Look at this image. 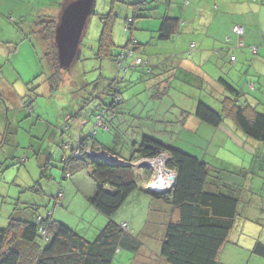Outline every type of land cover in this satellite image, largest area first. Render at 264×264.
Here are the masks:
<instances>
[{"label": "trees", "instance_id": "1", "mask_svg": "<svg viewBox=\"0 0 264 264\" xmlns=\"http://www.w3.org/2000/svg\"><path fill=\"white\" fill-rule=\"evenodd\" d=\"M13 1L7 6L4 4L5 0H0V6L8 8L9 21L17 20L11 12H17L19 18L34 19L29 21L34 23V32L38 33L39 42L46 44L45 58L51 70L48 82L51 91L56 92L64 81V69L59 66L55 46V28L59 16L51 14L49 8L53 3L56 8L60 6V9L68 0L63 3L55 0H49L47 3L45 1L44 5L37 6L35 11L23 0ZM132 4L133 17L126 19V30L131 32L137 29L136 18L143 21L150 17L144 12L148 10V0ZM99 16L103 29L98 40L96 57L100 60L108 58L116 61L119 72L127 74L131 71L129 77L124 76L126 79L117 76L103 88L101 94L105 95V98L99 96L102 108L101 113L97 114L96 126L115 133H112L111 138L98 135V130H88L75 145L67 144L64 138H61L65 143H61L62 147L70 150V155L62 158L63 179L72 178L78 173L90 176L93 191L90 195H84L82 188L81 197L85 205L88 203V208L92 207L97 211L96 222H83L84 225L80 228L71 222L56 219L52 210L42 214L39 207L45 204L47 208L45 200L36 199L27 203L19 201L9 215L7 225L0 226V264H114L120 256L125 259L124 264H146V260L141 258V255L147 252H143L144 243L141 236L144 224L152 223L145 222L148 208L141 211L143 224L140 225L132 223L128 217L121 216L117 219L116 215L120 211L126 212L127 207L133 206L134 203L147 205L146 201L141 202L145 200L143 196H147L141 193L144 192L141 184L143 181L150 182L153 173L148 168H143V172L139 173L135 167L110 163L100 155L89 154L99 150L107 151L125 163H134L141 158H155L161 153L169 154L166 166L177 173L176 183L171 192L158 196L150 195V199L155 201V205L168 204L172 213L168 220L162 222L158 246L150 249L158 253L153 255L156 259L149 258L151 262L160 260L164 264H227L221 261L220 256L225 245L237 242L232 240V235L237 219L242 216L241 187H232L230 183L229 188L228 183L222 181V170L203 159L204 156L207 157L205 147L203 155L200 156L178 145L169 144V141L177 139L174 134L170 138H166L164 134L161 138L157 132L159 129L166 133L168 127H171V132L181 130L185 126L187 128V121L192 115L214 128L219 127L225 118H228L234 122L237 129L257 144V141L264 142V111L249 101L248 104L245 103L244 92L233 82L220 78L219 81L226 87L227 95L218 99L217 96L207 99L218 104L219 109L204 99H197L193 108H185L179 113L176 110L179 104L176 103L178 97L175 93L178 92L177 86L180 84V72L176 71V66L169 65L157 69L145 56L149 42H141L131 35L123 47L116 49L112 33V12ZM179 22L177 17L162 16L157 28V38L161 41L173 39L178 33ZM226 40L232 50L242 43L239 38L235 42H231V37ZM0 41L7 44L2 39ZM252 47L259 49L256 45ZM15 50L16 48L12 51ZM231 57L230 61H235ZM125 61H128L127 65ZM12 70L17 75L18 68L12 67ZM16 77L21 79L19 75ZM120 82L125 85L121 86ZM142 82L146 84L143 94L145 100L130 94L131 88ZM14 84L11 82L10 85L14 87ZM163 86L165 90L159 92V88ZM16 95H19L17 90L13 93L10 89L0 88V105L5 109L3 125L7 133L12 122L19 119L14 117L19 108H28L30 112L34 110L31 98L22 101L20 96L17 100ZM170 102H175L173 107ZM73 116L75 124L82 126L80 130L83 133L87 129L88 121H83L79 115ZM119 116L120 122L116 123L115 119ZM68 125L66 123L62 129H67ZM131 127H135L137 131L133 129L131 133ZM198 132L195 136L188 134V139L200 145L197 148L203 144ZM101 136L104 142L101 141ZM220 144L222 142L216 141V145ZM50 164L40 166V178L51 177ZM76 177L74 183L80 185V188L82 181H88L84 176ZM31 187L39 196L45 191L38 182ZM64 193L65 190L60 185L56 195H51L50 198L48 195V203L54 199V207L64 206L65 202L70 204L71 200L72 205L73 199L68 197L67 189L66 194ZM155 197L161 201L156 202L158 200L154 199ZM155 207H151L152 218ZM28 211L36 212L32 217L26 216ZM251 252L264 258V243L257 241Z\"/></svg>", "mask_w": 264, "mask_h": 264}, {"label": "rangeland", "instance_id": "2", "mask_svg": "<svg viewBox=\"0 0 264 264\" xmlns=\"http://www.w3.org/2000/svg\"><path fill=\"white\" fill-rule=\"evenodd\" d=\"M16 1L18 2L19 0ZM23 1L27 2L28 7L31 9L33 8V11H35L37 6L44 5L43 2L46 1L45 3H47L49 0ZM55 1L63 3L65 0ZM136 1L141 0H96L94 13L91 15L86 34L82 39L81 54L75 60L71 68L63 70L64 81L56 92H52L50 89L48 77L51 70L48 60L45 58L46 44H41L38 40V33L36 34V32H34V23L30 22L34 19L19 18L17 17V12H11L17 20H14L13 22L9 21V16L7 14L8 8H2L0 6L2 10V12H0V39L7 42L9 50H14V48L19 49L17 54L12 52L8 55V58H0V67H2L3 74L10 76L9 81H7L2 87L9 86L7 83H11V79L12 82L15 83L14 87L19 90L18 94L20 95H16L17 100L19 96L22 101L31 98V105L34 108L33 112H30L28 108H19L17 114L14 115L15 118L18 117L19 119L18 121L12 122L8 133L6 132L4 125L0 122V143L2 144L0 147V226L7 225L9 215L13 211V208L15 207L14 205L17 204V202L22 201L27 203L36 201V199H38V201L45 200L44 203L47 202V208L45 204H43L42 207H39L42 214H46L48 210H52L54 211L56 219H63L64 221L71 222L73 225H77V227L79 226L80 228L84 225L83 222H96L95 214H98L97 211L92 207L88 208L86 206L88 203L85 205L81 197L82 187L80 188V185L74 183V180L78 175L84 176L88 182H91L90 176L78 173L73 175L72 178L63 179L62 158L63 156L70 155V150H65L62 147L61 143L64 142L61 138H64V141H66L67 144L75 145L80 137L87 133L88 130L93 131V129L98 130V135L102 134L104 137L109 136L113 138L112 133H115V131H107L96 126L97 114L101 113L102 108L101 98H99V96L105 98V95L101 94L103 88L117 76L126 79L124 76L127 75V77H129L131 71L127 74L123 71L119 72L116 61L108 58L100 60L96 57L98 40L103 29V24L99 15L112 12V18L114 20L112 26L113 39L115 45L118 46L115 47L116 49L123 47L128 41L130 35L136 39H146V41L151 40L155 37L153 29H157V26L153 24L155 17L154 10H156L157 5L164 8L166 4L165 0H148V10H144V12L149 14L150 17L144 19L146 25L143 26V28H139L137 23L139 21H141L140 23H143V21L140 18H136L137 22L135 23V26L139 30L134 29L131 32V30H126V19L133 17L134 5L132 3ZM250 1L257 2L256 4L260 3L256 0ZM10 2L14 1L5 0L4 4L9 6L8 3ZM152 3L153 5L150 7L149 5ZM59 7L58 10L53 11V15L59 16L60 10L62 9H59ZM150 9L153 12H151ZM232 34L235 36L233 31ZM39 39H41L40 35ZM127 64L128 61H125V65ZM12 67L18 68V70L22 72V80L16 77ZM120 85L124 86L125 83L120 82ZM145 86V82L135 85L134 92H139L143 95ZM178 89L181 91L180 88ZM134 92L130 91L131 96L135 94ZM195 92H197L196 89ZM247 94L253 97L255 96L250 91H248ZM175 95L178 97V92L175 93ZM184 95L185 92H181V96L184 97ZM219 108L220 106L217 105L216 109ZM260 110L264 111V107L261 106ZM73 115H79L80 119L88 121L87 129L84 130L83 133H81L80 130L82 126L75 124ZM120 119L121 117L119 116L118 119H115V122H120ZM66 123L69 124V127H66L67 129H62ZM147 128L149 129L148 126ZM133 129L135 132L137 131L135 127H131V133L133 132ZM167 131L168 132L164 133L158 129L157 134H159V137L161 138L164 137V134L166 138H170L172 134H174L177 138L174 141L180 147H183L192 153H198L200 156L203 155L204 149L202 145L197 148V146H200L199 144H196L195 142L189 144L191 140H188V138H190L188 134H193V136H195L199 131L198 134L202 135L203 132L201 130H198L197 132L191 131V133L190 130L187 131L185 126L181 130H173L172 132L171 127H168ZM101 141L104 142L103 137ZM186 143L189 145H186ZM257 144V146H253L252 148L256 156L255 161L260 165L262 162L264 164V142L257 141ZM212 147L213 144L210 148ZM94 152H92L91 155H100L103 158H105L104 155H112L104 150H99V154L98 152L97 154ZM160 155H165L166 158L169 157L168 153H161ZM210 156L211 151L208 150L207 157ZM153 160L155 159H139L135 162V170L142 173L143 168L145 167L140 166V163L148 162L151 164ZM250 162L248 161V164H250ZM49 163H51L49 167L51 177L40 178V166ZM165 164L166 160H164V165ZM150 171L153 173L151 180H155L157 169L152 165ZM242 172L244 171L240 170L239 172H236V175L240 179H244L247 173ZM260 175L264 178V172ZM260 180L261 178L256 179L251 183V180L248 178L247 181L254 192L258 190L263 191V194L258 195V198H264V185L262 186L258 183ZM36 182H38L45 190L43 195L39 196L31 187ZM60 185H62L65 190L64 194H66L67 189L68 197L73 199L72 205H70L72 203L71 200H69L70 204L65 202L64 206L56 205V207H54V199L48 203L50 196L57 194ZM163 186H167V184H163ZM254 201L255 198L252 199V202ZM262 201L264 203L263 199ZM159 204L161 203H157V206L155 207L152 223L144 224L141 236L143 240L142 242L144 243L143 252L150 249L153 250L158 244V239L162 234V220L171 211V207L168 204H163L161 206H159ZM23 205L24 204H21V206ZM260 208L258 216L262 219H255L258 222H255L254 220L251 222L238 221L236 223V228L239 227L240 230L241 245L244 250L251 249L247 245L251 244L253 246L257 241L264 243V207ZM144 209H147V205L141 206L140 204L134 203L133 206L130 205V207H127L126 212L120 211V213H117L116 218L119 219L121 216L124 218L128 217V219H131L132 223L134 222L140 225V223L143 224L140 214ZM35 212L28 211L26 216L33 217ZM247 227L249 228L247 229ZM232 236H235V232ZM237 239H239V237ZM250 251H245L247 254V264L250 260V264H253V259L250 258L256 256ZM123 254H125V252H123ZM223 257L224 254L222 253V258ZM260 260L264 259L260 258ZM124 262L125 259L120 256L116 259L114 264H124Z\"/></svg>", "mask_w": 264, "mask_h": 264}, {"label": "crops", "instance_id": "3", "mask_svg": "<svg viewBox=\"0 0 264 264\" xmlns=\"http://www.w3.org/2000/svg\"><path fill=\"white\" fill-rule=\"evenodd\" d=\"M256 1L260 3L256 4L257 2L250 0H165L164 8L157 5L156 10H154L153 24L158 28L160 19L164 15L177 17L180 20L178 33L171 40L161 41L157 38V29H153L155 34L153 39L148 41L146 39L138 40L149 42L145 56L152 65L157 66V69L173 65L176 66V71L180 72L181 82L178 88L181 91L178 89L177 103L179 105L176 107L179 113L185 108H193L194 101L197 99L209 101L211 102L209 104L216 108L218 104L211 99H207L208 97L214 98L216 96L218 99L227 95L226 87L219 81L220 78L233 82L236 87L244 92V95H246L245 103L249 101L257 106L258 109L261 106L264 107V0ZM152 5L153 3L149 6L151 7ZM55 10H58V7L56 8L55 4L52 3L49 12L53 14ZM151 12L153 11L151 10ZM140 22L137 24L139 28H143L146 25V21ZM237 24L245 27V34L239 38L242 40L243 46L232 50L233 48L230 49L232 46L226 39L231 37V42L237 41V36L232 34L233 26ZM255 45L259 46V49L257 54L254 55L250 48ZM8 47L6 43L0 41L1 59L8 58V55L12 52L17 54L19 51V49L15 51L9 50ZM233 55H235L236 59L231 62L230 56ZM17 72L16 76L19 75L22 80V72L20 70ZM9 78L10 76L3 74L1 67L0 88L10 89L14 93L17 89L11 86V83H7L9 84L7 87H2L9 81ZM10 81L12 82L11 79ZM134 89L135 86L131 88L133 92ZM195 89L197 92H195ZM160 90L164 91L165 87H161L159 92H161ZM248 91L255 96L252 97L247 94ZM18 92L19 90H17ZM181 92H185L184 97L181 96ZM134 93L135 95L137 94L139 99L145 100L144 95L139 92ZM174 103L170 102V105L172 106ZM4 116L5 109L0 105V122L2 124H5ZM187 123L185 124H187V128L190 131L197 132V130H201L203 132L199 138L203 140L202 147L206 148V153H208V150L211 151V156L209 158L204 156L203 159L211 166L219 167L222 170L221 179L224 183H228L229 188L231 185H233L232 187L238 185L242 188H240L241 192H239L244 207L242 206V216L237 219V222H251L255 219H262L258 216V212L261 209L260 207H264L262 201L264 198H258V195H262L263 191L254 192L247 181L249 178L252 183L254 180L261 178L258 183L262 186L264 185V181H262L264 178L260 175L264 172V164L263 162L260 165L257 164L252 148L258 144L237 129L234 122L228 118H225V121L216 128L202 123L194 115L189 117ZM171 141L168 143L178 145L175 141ZM216 141H220L222 144L216 145ZM191 142L193 140L190 141V144H192ZM212 144L213 147L211 149ZM248 161H251L250 164H248ZM240 170L244 171L242 173L247 172L244 179H240L236 175V172ZM146 182H142V189L146 187ZM82 184L84 195H90L93 191V185L88 181H82ZM141 193L147 195L143 196V199H145L143 201H146L148 206L145 222H151L153 221L150 213L151 207L157 205H155L156 203L154 204L155 201L153 199H150V195L142 191ZM254 198L255 201L252 202ZM154 199L158 200L156 202L161 201L156 197ZM171 213L172 209L162 221L168 220ZM255 222L258 221L255 220ZM234 232L235 236L232 240L237 242L223 247L221 258L222 253L224 257L221 261L227 264H247L245 251H250L254 245L249 244L247 246L251 249L247 248L248 250H244L241 245L240 230L239 227L236 228V225ZM238 237L239 239H237ZM157 246L158 244L155 247ZM155 254H158L156 250H148L141 255V258L146 260V264H164L160 260L156 262L149 260L151 257L156 259V256H153ZM252 257L250 259H253V264H264V260H260V258L264 259L263 257L257 255ZM250 261L248 264H250Z\"/></svg>", "mask_w": 264, "mask_h": 264}, {"label": "water", "instance_id": "4", "mask_svg": "<svg viewBox=\"0 0 264 264\" xmlns=\"http://www.w3.org/2000/svg\"><path fill=\"white\" fill-rule=\"evenodd\" d=\"M95 4L96 0H68L62 6L55 28V46L59 66L64 70L71 68L81 54L82 39L86 34ZM104 157L110 163H122L132 167L136 166L135 163H125L116 156L104 155ZM140 166L146 168L152 167L148 162H142ZM164 169L169 173L167 176L168 183L165 181L157 182V179L152 180L149 185L142 189L145 193L158 196L159 194L171 192L176 183L177 173L173 172L167 166ZM163 184H167V186L164 187L162 186Z\"/></svg>", "mask_w": 264, "mask_h": 264}, {"label": "bare ground", "instance_id": "5", "mask_svg": "<svg viewBox=\"0 0 264 264\" xmlns=\"http://www.w3.org/2000/svg\"><path fill=\"white\" fill-rule=\"evenodd\" d=\"M164 160H166L165 155H160L157 159L151 162V165L155 166L157 169V174L155 177L158 180L157 182L166 181L165 178L169 175V173H167L164 169Z\"/></svg>", "mask_w": 264, "mask_h": 264}, {"label": "clouds", "instance_id": "6", "mask_svg": "<svg viewBox=\"0 0 264 264\" xmlns=\"http://www.w3.org/2000/svg\"><path fill=\"white\" fill-rule=\"evenodd\" d=\"M237 25H239V24H237ZM234 26H235V25H234ZM240 26H242V25H240ZM242 27H243V26H242ZM233 28H234V27H233ZM243 28H244V27H243ZM232 30H233V29H232ZM233 32H234V31H233ZM236 36H237L238 38H241V37L243 36V34L240 35V36H238V35H236ZM239 44H241V45H239ZM239 44L237 45V47H242V46H243V42H242V43H239ZM256 48H257V47H256ZM250 50H251V52H252L254 55L257 54V52H258V48H257L256 52L253 51V47H251ZM92 152H94V151H92ZM92 152H89V154H92ZM97 152H98V151H95L94 153L97 154ZM100 153H101V152H100ZM98 154H99V152H98ZM112 156H114V155H112ZM159 156H160V155H159ZM159 156H158V157H159ZM116 157H117V156H116ZM158 157H157V158H158ZM119 159H120V158H119ZM150 159H156V157H155V158H150ZM168 159H169V157L166 158V164H167ZM120 160H121V159H120ZM134 163H135V162H134ZM166 164H165V166H166ZM145 168H146V167H145ZM148 169H150V168H148ZM171 170H172V169H171ZM172 171L175 172L174 170H172ZM165 179H166L165 182L168 183V181H167V177H166ZM150 181L152 182V180H150ZM151 182H148V183L146 184V186L149 185V183H151ZM164 187H165V186H164ZM165 194H166V193H165Z\"/></svg>", "mask_w": 264, "mask_h": 264}, {"label": "built area", "instance_id": "7", "mask_svg": "<svg viewBox=\"0 0 264 264\" xmlns=\"http://www.w3.org/2000/svg\"><path fill=\"white\" fill-rule=\"evenodd\" d=\"M233 31H234V33L236 35L240 36V35H242L244 33V28L242 26H240V25H235L234 28H233ZM227 38H229V37H227ZM239 45H241V44H239ZM256 50H257V48L253 47V51L256 52ZM231 59L235 60V57L232 56Z\"/></svg>", "mask_w": 264, "mask_h": 264}]
</instances>
